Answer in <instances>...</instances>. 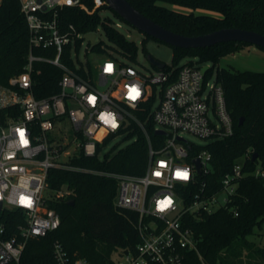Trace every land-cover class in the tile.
<instances>
[{
    "label": "built area",
    "instance_id": "obj_1",
    "mask_svg": "<svg viewBox=\"0 0 264 264\" xmlns=\"http://www.w3.org/2000/svg\"><path fill=\"white\" fill-rule=\"evenodd\" d=\"M20 2L29 28L30 54L24 72L11 80L18 89H0V112L3 108H20L18 115L0 121V264H22L30 241L44 238L60 227L61 217L48 207L45 196L51 168L93 172L117 180L115 204L137 213L140 242L134 250L120 253L116 264H185L191 252L198 253L201 263L207 264L198 251L194 233L183 225V216L214 213L209 207L217 202L220 193L227 194L220 209L227 208L239 182L247 175L244 168L248 154L222 178L215 191L205 193L201 188L186 206L179 188L193 183L198 175L194 162L188 161L187 147L196 144L182 135L190 134L212 143L234 134L223 85L215 75L207 78L209 69L204 73L205 65L195 62L166 64L163 69L153 66L156 73L149 76L129 63L108 56L89 67L78 59L75 43L81 39L82 46L87 36L95 33L84 35L73 28L72 33H63L57 19L66 7L84 8L81 0ZM95 3L96 8L108 6L105 0H95ZM68 45H72L75 69L63 60ZM33 49H53L55 56H37ZM36 62L52 64L64 72L59 93L35 98L32 74ZM108 65L112 66L111 71L107 70ZM131 88L140 92L135 100L129 98ZM90 97L95 98L94 102ZM151 99V110L142 120L134 111ZM104 116L114 119L116 126L106 123ZM134 124L149 147L144 175L105 174L72 164L82 156L104 159L103 148L118 136L127 138L135 131ZM149 125L159 137L156 141L151 137ZM21 132L27 143L22 142ZM108 136L111 140L105 144ZM132 138L137 140V136ZM198 158L202 172L208 171L211 155L204 151ZM178 171H186L188 178H178ZM252 175L264 180V168L257 167ZM71 194L64 185L56 197ZM22 198L30 200V205L22 203ZM169 199L172 203L161 210L160 202ZM16 211L19 213L15 214ZM10 214L16 215L20 223L7 236L1 219ZM235 215L238 216L237 210ZM54 257L57 264H90L82 258H71L58 243L54 244Z\"/></svg>",
    "mask_w": 264,
    "mask_h": 264
},
{
    "label": "trees",
    "instance_id": "obj_2",
    "mask_svg": "<svg viewBox=\"0 0 264 264\" xmlns=\"http://www.w3.org/2000/svg\"><path fill=\"white\" fill-rule=\"evenodd\" d=\"M134 8L157 24L185 36H199L224 28H240L264 35V0H127ZM84 8L66 7L57 19L63 33H96L101 28L108 40L115 44L119 53L131 62L136 60L137 46L130 41L110 18H102L96 9L95 0H81ZM174 5L186 8L182 12L168 7ZM204 10L211 14H198ZM114 15L124 21L113 11ZM125 22V21H124ZM73 28V29H71ZM30 35L20 0H3L0 5V89L17 86L11 80L24 72L30 54ZM157 41L145 34V42ZM83 40L78 39V52ZM162 43V42H161ZM91 52L99 56L119 59L111 51L112 47L103 42L89 43ZM173 65L188 59L193 64H211L207 78L215 75L217 82L225 89L228 110L234 124V134L221 141L205 146L189 145V163H193L204 151L211 155L208 171L195 177L193 183L180 186V197L186 206L193 202L194 195L204 188L205 193L215 191L222 178L231 172L233 166L248 154L245 161L247 175L239 182L232 203L214 213L183 216V225L192 230L197 248L207 264H264V248L250 240L264 224V180L252 173L257 167L264 168V72L237 71L232 67L220 66L221 61L248 48H263L244 42H227L212 47L185 49L172 47ZM72 45L65 47L63 60L75 69L71 58ZM37 56H55L53 49H33ZM91 67V63L87 62ZM64 72L58 67L36 62L32 74V93L37 99L53 96L60 91V80ZM152 99L143 103L135 114L145 120L151 110ZM19 106L1 109L0 121L19 114ZM243 119L242 124H240ZM132 127V126H131ZM127 139L137 136V140L127 147L109 153L104 159L82 156L72 164L78 168L98 170L105 174L142 176L148 166V142L139 128ZM151 137L156 141L152 125ZM111 136L104 139L107 144ZM257 155L256 159L254 156ZM66 185L72 194L57 198L56 195ZM118 182L112 177L93 172L70 171L51 168L48 171L46 192L48 207L61 217V225L44 238L34 239L27 244L22 264H57L54 244L61 245L73 259L82 258L90 264H116L115 256L134 250L140 238L137 230L136 212L121 209L115 200ZM73 203V204H72ZM237 210L238 216L235 215ZM19 213L18 211L14 212ZM7 236L20 223L14 214L2 217ZM185 264H202L199 255L191 252Z\"/></svg>",
    "mask_w": 264,
    "mask_h": 264
},
{
    "label": "rangeland",
    "instance_id": "obj_3",
    "mask_svg": "<svg viewBox=\"0 0 264 264\" xmlns=\"http://www.w3.org/2000/svg\"><path fill=\"white\" fill-rule=\"evenodd\" d=\"M104 6H100L98 8H103ZM168 7L176 9L178 11L182 12H189L190 10L174 6V5H168ZM96 8V9H98ZM198 14H211L210 12L199 10L197 11ZM100 15L102 18H110L113 20L116 27L126 35V37L130 40L135 42L137 46V57L136 60L131 62V60L119 53L117 50L119 49L115 44L111 43L107 36L105 35L104 31L99 28L96 34V43L103 42L106 46L112 47L111 51L115 54L117 58H119L120 61L129 63L139 71H141L145 75H151L153 73H156L155 67L150 63V61L147 59V55H152L155 59L167 64H172L173 59V49L161 42L157 41H149L145 42V34L137 30L136 28L132 27L128 23L121 21L118 19L113 11L109 8H103L100 10ZM89 43L85 40L83 45L81 46L79 52H78V59L83 62L87 63L90 62L91 64L95 65L102 61L106 56H99L88 50ZM188 62V59H185L181 61V65ZM194 62L197 63V60L194 59ZM205 66H211V64L205 65ZM221 67L229 68L232 67L237 71H256V72H264V51L256 48L251 47L248 48V50H245L241 53H236L235 55L228 56L224 58L221 63ZM187 141L192 142L199 146H205L208 143L205 140L199 139L193 135L190 134H183L182 135ZM135 141V138L127 139L125 136L121 135L113 139L108 145H106L102 150V157L109 154V153H115L125 147H127L129 144ZM67 160V159H64ZM65 189V188H64ZM68 190H70L68 188ZM45 196L48 197L47 192L45 191ZM227 197L226 193H220L217 196V202L213 205H210L209 210L211 212H216L224 205L225 199ZM250 240L253 241L257 247L264 248V224L261 229L257 230V234L250 237ZM115 259H118V255L115 256Z\"/></svg>",
    "mask_w": 264,
    "mask_h": 264
},
{
    "label": "water",
    "instance_id": "obj_4",
    "mask_svg": "<svg viewBox=\"0 0 264 264\" xmlns=\"http://www.w3.org/2000/svg\"><path fill=\"white\" fill-rule=\"evenodd\" d=\"M105 1L108 3V8L119 15L126 23L168 46L197 49L212 47L220 43L244 42L264 49V35L256 31L240 28H224L208 34L189 37L170 31L157 24L134 8L127 0ZM86 40L88 43L94 44L96 42V35H88ZM147 59L153 66L159 69H163L166 66L165 63L155 59L152 55H147ZM208 69L209 66L203 67L204 73H206ZM242 122L243 119H241L240 124H242ZM157 133L164 134L162 131ZM256 157L257 155L254 156V159H256ZM193 162L195 164L197 175L200 176L202 174L201 160L197 158Z\"/></svg>",
    "mask_w": 264,
    "mask_h": 264
},
{
    "label": "snow or ice",
    "instance_id": "obj_5",
    "mask_svg": "<svg viewBox=\"0 0 264 264\" xmlns=\"http://www.w3.org/2000/svg\"><path fill=\"white\" fill-rule=\"evenodd\" d=\"M69 2H70V0H69ZM111 68H112L111 65H108V66H107V70H108V71H111ZM139 95H140V92H139L138 89H136V88H131V89L129 90V98H130V99L135 100ZM94 100H95L94 97H90V101L94 102ZM102 119H104L106 123H111L113 127L116 126L114 119H111V118L108 117V116H104V117H102ZM20 135H21V138H22V142H23V143H27L26 140H23V136H24L23 132H21ZM162 166H163V165H162ZM156 175H160V173H156ZM176 176H177L178 178L187 179V178H188V173H187L186 171H185V172H179V171H178V172L176 173ZM21 202H22V203L29 204V205H30V203H31V201H30V200H27L26 198H22V199H21ZM171 203H172V202H171L170 199H169V200H165V201H161V202H160L161 210H163L165 207H168Z\"/></svg>",
    "mask_w": 264,
    "mask_h": 264
}]
</instances>
